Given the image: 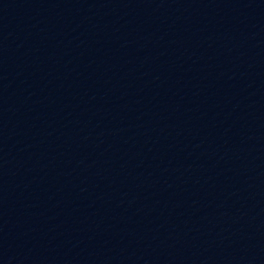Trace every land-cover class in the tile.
I'll return each instance as SVG.
<instances>
[{"label":"water","instance_id":"water-1","mask_svg":"<svg viewBox=\"0 0 264 264\" xmlns=\"http://www.w3.org/2000/svg\"><path fill=\"white\" fill-rule=\"evenodd\" d=\"M0 264H264V0H0Z\"/></svg>","mask_w":264,"mask_h":264}]
</instances>
